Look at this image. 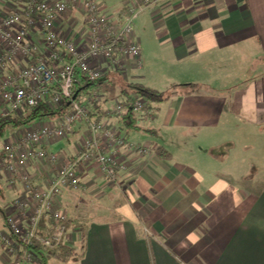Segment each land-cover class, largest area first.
I'll return each instance as SVG.
<instances>
[{"label": "crops", "instance_id": "0c3cea01", "mask_svg": "<svg viewBox=\"0 0 264 264\" xmlns=\"http://www.w3.org/2000/svg\"><path fill=\"white\" fill-rule=\"evenodd\" d=\"M96 2L118 26L142 6L129 32L140 46L139 58L116 53V64L91 62L104 83L111 89L117 73L124 83L157 90L141 73L155 58L158 69L168 68L163 81L174 85L164 83L160 93L169 96L167 102L154 106L149 117L136 113L141 128L127 135L120 118L109 114L113 106H104L101 122L116 139L107 149L100 134V144L122 170L110 180L94 159L77 164L81 189L62 193L59 206L67 217L87 220L85 252L81 259L46 258L45 264H264V0ZM22 7V0H0V13ZM55 29L85 48L82 4L70 5ZM28 42L47 54L38 28ZM45 122L54 120L36 127ZM87 128L77 123L46 148L73 159ZM29 164L26 172L33 175ZM42 168L35 184L49 171L47 165ZM1 181L11 197L0 205V234L13 202L26 198L2 166ZM63 242L79 252L77 229L67 228ZM0 264H14L1 240Z\"/></svg>", "mask_w": 264, "mask_h": 264}, {"label": "built area", "instance_id": "2783aa9c", "mask_svg": "<svg viewBox=\"0 0 264 264\" xmlns=\"http://www.w3.org/2000/svg\"><path fill=\"white\" fill-rule=\"evenodd\" d=\"M151 1L154 0H144V3ZM22 2L20 11L0 13V119L26 107H35L46 96L54 106L68 100L70 112L53 123L45 122L19 133L1 149L0 166L22 185L26 196L25 200L18 198L13 202L11 211L5 216L8 233L0 234L1 243L15 258V264H29L30 255L33 261L36 256L32 247L52 248L64 241L67 214L60 208L59 200L62 193L81 189L78 163L94 159L110 180H115L122 170L112 154L102 150L100 134L106 139L107 149L113 147L116 139L104 122H87L86 139L73 159H66L63 152H53L46 146L51 140L65 138L75 124L87 120L88 110L72 97L76 72L96 82L103 74L92 66V61L110 66L116 64V53L139 58L140 46L130 39L129 32L132 19L142 8L131 10L125 22L118 26L101 14L96 0ZM77 2L85 10L88 27L89 41L83 49L61 37L55 29L59 16ZM33 28L40 31L47 54L38 53V47L28 42ZM10 68L15 72H9ZM132 107L136 113L152 115V110L140 98L134 100ZM124 108V104L116 100L109 114L120 117ZM29 163L35 168L33 175L26 172ZM44 165L49 171L41 184H35ZM49 219L55 223L50 235H37L39 221Z\"/></svg>", "mask_w": 264, "mask_h": 264}, {"label": "trees", "instance_id": "16d2710c", "mask_svg": "<svg viewBox=\"0 0 264 264\" xmlns=\"http://www.w3.org/2000/svg\"><path fill=\"white\" fill-rule=\"evenodd\" d=\"M103 76L101 80L96 82H90L80 72H76L73 83V99L78 104L82 105L88 110L87 120L83 122L87 125V122L102 121L105 117L104 103L106 100V94L103 90L109 89V84L104 83ZM121 97L117 100V103L124 104L125 108L121 114L120 122L121 127L125 131V134L134 129H140L138 124V116L133 110L132 103L135 99L140 98L144 100L148 107L152 110L155 105H158L167 99L169 96L161 94L157 90L144 86L136 82H126L120 88ZM70 106L68 100H62L59 106H54L49 102V96H46L35 107H26L20 112L10 114L0 119V136L6 127H20L31 123H39L46 119L56 120L60 116L69 113ZM54 221L49 219L47 221L40 220L36 228V234L40 236H49L54 226ZM67 228L77 229L80 248L79 252H75L70 245L65 242H61L55 247L45 248L43 246L32 247V251L36 258L39 260V264H45L46 258H53L60 262H67L69 260L81 259L85 252L86 233H87V220L78 219V216L71 218L67 217L65 222ZM14 258V257H13ZM15 264V258H14Z\"/></svg>", "mask_w": 264, "mask_h": 264}, {"label": "rangeland", "instance_id": "374dc122", "mask_svg": "<svg viewBox=\"0 0 264 264\" xmlns=\"http://www.w3.org/2000/svg\"><path fill=\"white\" fill-rule=\"evenodd\" d=\"M133 24H134L133 21H131V26H133ZM153 59H155V58L148 59V61L146 62V65L144 66L143 70L141 71V73H143V76L146 77V82H150V84H148V85H151V87H155L159 92L165 91L164 83H168L167 84L168 87H171L173 89V85H174V84H172L173 82H166V81H163V79L161 78L163 73H165V75H167L168 68H166L165 72L163 71L164 67L161 69H158L157 66L159 65V63L156 64L157 61L155 62V61H153ZM158 71H160V73H158ZM113 77H115L117 79V81L114 82L112 88L106 89L105 91L103 90V93L106 94V99H107V101L104 103V106H106V107L114 106L116 103V100H118L121 97V95L119 93H120L121 86L124 84V80L122 78L123 76L121 77L119 74L116 73L113 75ZM167 100L164 101L163 103L165 104V102H167ZM162 104H161V107H162ZM155 106H158V105H155ZM35 126H36L35 123H31V124L23 125V126L16 127V128L6 127L0 136V152H1V149L3 148V145L8 140L14 139L15 137H17V135L19 133L25 132L27 130H32ZM131 132L133 133L134 130L129 131V133H131ZM163 132L165 133V130H163ZM10 197H11V192L8 191V186L1 181L0 182V205L7 204L10 201ZM1 222H2V216L0 213V226H1ZM4 226H5V221H4ZM1 229H2V231L8 233V230L5 227H2ZM147 231L148 230L145 228V232H147ZM70 232H73V231H68V233H70ZM149 233H151V232L149 231ZM72 246L77 249L78 242L74 241ZM34 261H38V259L35 258ZM31 262H32V257L30 255L29 264ZM73 262L74 261H70L67 264H73ZM52 264H61V263L53 262Z\"/></svg>", "mask_w": 264, "mask_h": 264}]
</instances>
